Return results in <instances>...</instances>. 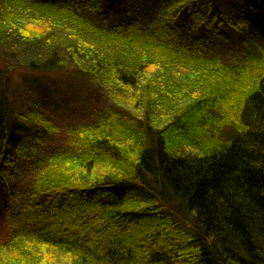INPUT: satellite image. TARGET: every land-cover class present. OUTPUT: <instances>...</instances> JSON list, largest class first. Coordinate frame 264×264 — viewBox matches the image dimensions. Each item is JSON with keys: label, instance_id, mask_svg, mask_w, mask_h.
<instances>
[{"label": "trees", "instance_id": "obj_1", "mask_svg": "<svg viewBox=\"0 0 264 264\" xmlns=\"http://www.w3.org/2000/svg\"><path fill=\"white\" fill-rule=\"evenodd\" d=\"M229 31H250L247 48L209 52ZM0 50L97 82L108 103L46 154L27 140L43 115H12L2 91L0 264H264V0L235 15L217 0H0Z\"/></svg>", "mask_w": 264, "mask_h": 264}, {"label": "rangeland", "instance_id": "obj_2", "mask_svg": "<svg viewBox=\"0 0 264 264\" xmlns=\"http://www.w3.org/2000/svg\"><path fill=\"white\" fill-rule=\"evenodd\" d=\"M217 3L223 11L235 15L241 7L242 0H217ZM151 11L152 8L148 6L139 8L133 13L117 11L113 13L111 18L115 23L129 22L133 19L143 21L150 16ZM250 31H255V26ZM250 31L242 34L229 31V41L211 40L207 43V49L211 53L221 54L225 59L232 58L233 53L237 50L247 48L248 42L251 41ZM24 59L22 54H18V60L10 59L7 53L4 54L0 50V94L6 90L7 109L14 116L22 113L31 116V113L34 114L35 112H40L43 115V123L47 125L46 131H43V126L38 123L33 126L30 124L27 140L40 152L50 154L55 150L67 147L70 128L93 124L97 121L104 112L105 105L108 104L107 96L104 95L106 89H102L101 84L86 81L72 72L31 73L24 66ZM4 60L9 61L12 66L17 68L8 87L5 81V71L7 70H5ZM99 88L104 93H98ZM48 125L52 126L48 127ZM27 154L33 156L31 148L27 149ZM31 162L30 157L22 160L21 169L23 173L21 175L23 176L17 174L19 190H26L32 184ZM2 197L3 193L0 192V199ZM2 217L3 211L0 209V237L3 233Z\"/></svg>", "mask_w": 264, "mask_h": 264}]
</instances>
